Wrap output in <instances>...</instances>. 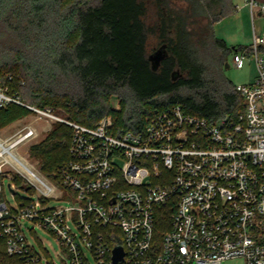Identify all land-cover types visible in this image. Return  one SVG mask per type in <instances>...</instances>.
<instances>
[{
  "label": "built area",
  "instance_id": "built-area-1",
  "mask_svg": "<svg viewBox=\"0 0 264 264\" xmlns=\"http://www.w3.org/2000/svg\"><path fill=\"white\" fill-rule=\"evenodd\" d=\"M245 3L252 18L264 15L263 0ZM262 45L264 35L254 33L257 75L236 86L245 105L237 117L210 121L170 105L154 109L140 131L121 135L114 115L90 128L62 119L54 107L24 103L10 92L13 77L0 74V112L18 105L35 120L72 130L70 158L59 165L54 182L18 153L38 137L35 125L0 137V238L7 255L23 264H55L43 239L34 235L38 229L53 236L56 257L67 258L68 264H91L89 255L95 264H115L117 247L124 252L118 264H222L233 259L264 264ZM248 57L250 51H234L232 65L242 70ZM113 110L119 112V102ZM118 158L124 160L122 167ZM16 176L27 182V191H37L36 200H17ZM5 179L14 205L4 200ZM51 200L72 205L48 207ZM161 211L169 226L157 245Z\"/></svg>",
  "mask_w": 264,
  "mask_h": 264
},
{
  "label": "trees",
  "instance_id": "trees-1",
  "mask_svg": "<svg viewBox=\"0 0 264 264\" xmlns=\"http://www.w3.org/2000/svg\"><path fill=\"white\" fill-rule=\"evenodd\" d=\"M236 12L232 0H0V74L13 77L10 92L23 102L62 107L80 125L95 128L114 115L120 135L140 131L154 109L170 105L210 121L235 118L245 105L223 70L229 54L244 48L230 49L215 26ZM159 52L156 68L152 56ZM30 114L10 105L0 112V126ZM71 140V128L56 123L31 148L48 178L55 180L70 158ZM15 179L28 190L23 178ZM161 212L157 245L169 226ZM0 264H23L7 255L2 238Z\"/></svg>",
  "mask_w": 264,
  "mask_h": 264
},
{
  "label": "rangeland",
  "instance_id": "rangeland-1",
  "mask_svg": "<svg viewBox=\"0 0 264 264\" xmlns=\"http://www.w3.org/2000/svg\"><path fill=\"white\" fill-rule=\"evenodd\" d=\"M242 14L243 15H240L241 23H239L236 26V31L232 30L230 32L229 30H227V32H229V33H226V36H227L226 40L228 42V47L230 49H232L233 47L239 48L240 46H242L245 51L246 50L250 51V57H248V59L246 60V66L242 70L237 69L232 65V54L234 51L232 53H230L229 56L227 57V63L229 65V68H227V67L224 68L223 75L234 86H237L240 84H248L251 81H253V79L256 77L257 68H256L255 59L252 56L253 52L251 51V47L253 45V35H254V33H256L258 36H263L262 30H264V19H261L258 16H256L255 20H254L250 16H248V18H246L245 13H242ZM227 23H228V21H227ZM225 25H227V24H225ZM217 37L220 38L219 36H217ZM259 53H260V56L264 57V53H262L261 51H259ZM218 75L219 74L215 71H211L209 73V76H211L215 79L219 78ZM118 102H119V111H121V101L119 99H115V98L112 99L111 105H112V108H114L117 106ZM56 109L59 110L62 119L70 120L68 118V114H67V111L65 109H63L62 107L61 108L58 107ZM27 124L35 125L38 128L39 135L36 139L32 140L31 142L27 143L22 148H20L18 153L21 157H25L27 159L28 165L30 167H32V169L35 172H37L40 176L47 178L49 181L54 182L52 179L48 178L45 175V173L43 172V170H42L43 161L40 159H37V158H33L31 156V148L34 145H38L42 141H44L46 139V137L49 135V133L52 132L56 123H51V122H46V121H41V120H35V115L30 114V115H28V116H26V117H24V118H22L16 122H14L13 124H11L7 127H1L0 126V137H3V138L11 137V136L15 135L20 128L24 127ZM61 125H64V124L61 123ZM28 148H29V155L26 154V150ZM116 164L119 167H122L124 164V160L122 158H118L116 161ZM4 183L6 185L4 195H3L4 200H6L9 204L14 205L15 200L13 199L11 192L8 188L9 180L5 179ZM17 194H18V196L16 197L17 200H20V198L29 199V200H36L38 197L37 191H35V192L27 191V190L20 188V187H18ZM71 205H72L71 202H67L64 200H61V201L51 200L47 204L48 207L61 206L64 208L70 207ZM35 234H36V236H39L41 239H43L44 245L42 247L49 254L51 259L53 260V263H55V264H68L67 258H64V260L62 261V260H60L59 257H56L55 253L58 252L59 250H58L56 240L53 238V236L51 234H49L46 231L38 230V229L35 230L34 235ZM28 235L30 237H32L31 234H28ZM160 236H161V234H160ZM38 249H39V247H38ZM61 256L63 257V255H61ZM89 260H90L91 264H95V261L92 259V257H90V255H89ZM222 264H244V263L241 259H233V260L225 261Z\"/></svg>",
  "mask_w": 264,
  "mask_h": 264
},
{
  "label": "crops",
  "instance_id": "crops-1",
  "mask_svg": "<svg viewBox=\"0 0 264 264\" xmlns=\"http://www.w3.org/2000/svg\"><path fill=\"white\" fill-rule=\"evenodd\" d=\"M232 2L237 7V12L234 15H231V16L226 17L225 19L221 20L215 26L216 35L219 36L221 39H224L227 44H228V42L226 40V37H227L226 33H229V32H227V30H229L230 32L232 30L236 31V26L239 23H241L240 15H243L242 13H245L246 18H248V16H250L252 18L251 8H250V6H248L245 3V0H232ZM258 17L261 19H264V15H262L261 13L258 14ZM252 19L255 20V18H252ZM227 21H228V23H227ZM225 24H227V25H225ZM262 32H263L262 34L264 35V30H262Z\"/></svg>",
  "mask_w": 264,
  "mask_h": 264
},
{
  "label": "water",
  "instance_id": "water-1",
  "mask_svg": "<svg viewBox=\"0 0 264 264\" xmlns=\"http://www.w3.org/2000/svg\"><path fill=\"white\" fill-rule=\"evenodd\" d=\"M164 57V55L162 53H156L152 56V59L154 61L155 67L157 68L159 65V62L161 61V59ZM227 68H229V65H227ZM114 257H113V261L115 264H118L120 261H122L123 257H124V252L123 249L121 247H117L114 249Z\"/></svg>",
  "mask_w": 264,
  "mask_h": 264
}]
</instances>
